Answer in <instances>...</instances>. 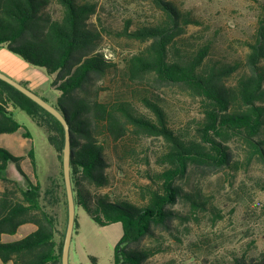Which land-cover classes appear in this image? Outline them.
I'll list each match as a JSON object with an SVG mask.
<instances>
[{"label":"trees","instance_id":"16d2710c","mask_svg":"<svg viewBox=\"0 0 264 264\" xmlns=\"http://www.w3.org/2000/svg\"><path fill=\"white\" fill-rule=\"evenodd\" d=\"M140 1L151 2L162 18L132 30L129 24L124 26L122 35L147 42L143 50L126 60V71L132 79L152 75L158 83L178 85L200 96L204 115L194 136L173 129L163 107L151 98L144 97L143 104L153 117L137 114L128 102L109 104L99 99L95 85L115 63L101 50L103 33L92 22L97 12L94 0H0V46L6 45L29 64L43 67L54 76L52 85L59 91L56 103L42 97L63 113L70 127L76 207L84 208L101 226L122 225L113 264H144L155 251L139 247L140 241L153 227H167L174 215L170 206L179 198L194 208L204 206L197 193L183 191L176 181L191 165H229L227 141L232 137L244 142L264 164V4L245 57L221 62L211 58V40L191 52L180 48L183 43L179 39L186 27L200 23L191 10L180 8L173 0ZM234 73L238 77L228 83ZM9 106L25 111L46 131L58 153L60 172L49 174L44 183L33 182L21 167L23 156L0 146V180L14 184L0 192V259L14 264H61L65 235L57 230L61 207L67 219L62 170L64 129L52 114L0 79V134L22 127ZM129 124L148 135L161 136L168 144L160 157L165 168L157 174L158 187L150 190L143 205L112 200L108 194L91 190L109 184L104 146L97 135L104 132L117 140L126 134ZM22 128L24 137L31 138L29 130ZM27 155L36 172L32 145ZM10 163L25 179L24 186L10 179ZM24 223H33L36 229L20 239L2 240V234H14ZM76 225L77 218L74 228ZM240 263L264 264V254L237 259L233 264Z\"/></svg>","mask_w":264,"mask_h":264},{"label":"rangeland","instance_id":"374dc122","mask_svg":"<svg viewBox=\"0 0 264 264\" xmlns=\"http://www.w3.org/2000/svg\"><path fill=\"white\" fill-rule=\"evenodd\" d=\"M97 12L92 17L102 31L101 50L115 66L97 81L99 99L109 104L128 102L133 111L153 117L143 104V98L157 101L165 110L170 126L188 136H194L203 118L202 99L174 84L158 83L152 75L132 79L126 71V60L143 50L147 42L127 38L121 32L129 24H153L162 13L149 1L94 0ZM180 8L191 10L200 21L189 24L179 39L180 48L191 52L211 40L213 60L234 62L243 59L248 42L258 26L264 0H173ZM55 9L59 11L58 5ZM0 71L23 82L31 90L56 103V90L43 67L34 66L20 56L0 46ZM239 72V71H238ZM234 73L227 79L233 83ZM24 128L0 135V146L23 156L20 164L33 182L44 183L49 174L59 175L57 151L49 143L46 131L25 111L9 106ZM104 146L109 184L92 187L112 200H127L137 205L147 202L149 192L157 188L159 174L164 168L160 157L167 148L161 136L148 135L129 124L126 134L114 140L103 133L97 135ZM230 164L222 167L191 165L188 173L176 183L185 192L197 193L204 206L194 208L183 197L170 206L173 219L167 227H153L139 247L151 248L154 254L144 264H233L237 259L264 254V164L252 155L247 145L237 137L227 141ZM34 148L37 171L34 172L27 152ZM9 177L24 186L25 179L15 165H9ZM12 182L0 180V192L13 187ZM77 220L70 247V264H113L114 245L122 235L120 222L101 226L82 207L77 208ZM66 214L61 207L58 233L66 230ZM78 228V232H77ZM242 264V263H240Z\"/></svg>","mask_w":264,"mask_h":264},{"label":"water","instance_id":"95a60500","mask_svg":"<svg viewBox=\"0 0 264 264\" xmlns=\"http://www.w3.org/2000/svg\"><path fill=\"white\" fill-rule=\"evenodd\" d=\"M0 79L12 85L14 88L28 96L50 114H52L58 121L62 124L64 129V140L62 149V170H63V180L65 185L66 200H67V224L65 235L62 244L61 252V264H70V247L72 242V236L74 231V224L76 218V204L73 193L72 181H71V131L69 124L63 115V113L52 103L47 101L41 95L37 94L29 87L22 84L20 81L14 79L13 77L7 75L6 73L0 71Z\"/></svg>","mask_w":264,"mask_h":264},{"label":"crops","instance_id":"0c3cea01","mask_svg":"<svg viewBox=\"0 0 264 264\" xmlns=\"http://www.w3.org/2000/svg\"><path fill=\"white\" fill-rule=\"evenodd\" d=\"M1 134H4V133H1ZM79 207H81V206H77L76 207V218H77V208H79ZM77 225L79 226L78 220H77ZM35 229H36V225L35 224H33V223H24V224L19 226V228L17 229L16 233H14V234H6V233L2 234V240L3 241H13V240H16V239H20V238H22L23 236L27 235L28 233H30L31 231H33ZM77 232H78V228H77ZM74 235H75V232H74V234L72 236V239H73ZM69 260H70V257H69ZM0 264H14V263L12 261L2 262L1 259H0Z\"/></svg>","mask_w":264,"mask_h":264}]
</instances>
